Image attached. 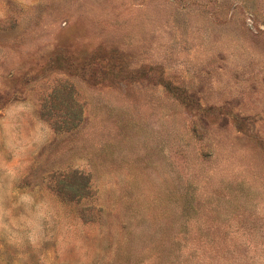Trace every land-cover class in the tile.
Here are the masks:
<instances>
[{"label": "rangeland", "instance_id": "1", "mask_svg": "<svg viewBox=\"0 0 264 264\" xmlns=\"http://www.w3.org/2000/svg\"><path fill=\"white\" fill-rule=\"evenodd\" d=\"M0 264H264V0H0Z\"/></svg>", "mask_w": 264, "mask_h": 264}]
</instances>
